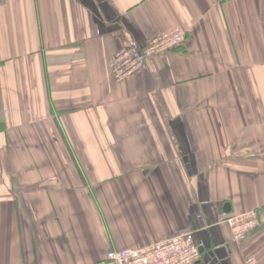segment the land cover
<instances>
[{"label":"crops","instance_id":"1","mask_svg":"<svg viewBox=\"0 0 264 264\" xmlns=\"http://www.w3.org/2000/svg\"><path fill=\"white\" fill-rule=\"evenodd\" d=\"M171 29L181 46L114 80L116 51ZM252 210L240 242L217 224ZM183 232L193 264H264V0H0V264Z\"/></svg>","mask_w":264,"mask_h":264},{"label":"built area","instance_id":"2","mask_svg":"<svg viewBox=\"0 0 264 264\" xmlns=\"http://www.w3.org/2000/svg\"><path fill=\"white\" fill-rule=\"evenodd\" d=\"M186 33L171 29L159 33L143 47L132 45L116 51L110 60V72L116 82H123L142 71L147 61L162 57L181 46ZM217 224L226 225L235 242H240L260 225L256 210L241 214H222ZM200 255L191 232H183L160 242L140 248L113 249L105 258L92 264H193ZM244 264H259L255 257H247Z\"/></svg>","mask_w":264,"mask_h":264},{"label":"water","instance_id":"3","mask_svg":"<svg viewBox=\"0 0 264 264\" xmlns=\"http://www.w3.org/2000/svg\"><path fill=\"white\" fill-rule=\"evenodd\" d=\"M228 210H226V212H227Z\"/></svg>","mask_w":264,"mask_h":264},{"label":"trees","instance_id":"4","mask_svg":"<svg viewBox=\"0 0 264 264\" xmlns=\"http://www.w3.org/2000/svg\"><path fill=\"white\" fill-rule=\"evenodd\" d=\"M257 229H258V228H257ZM257 229H256V230H257Z\"/></svg>","mask_w":264,"mask_h":264}]
</instances>
